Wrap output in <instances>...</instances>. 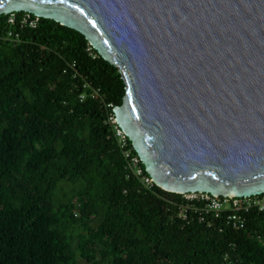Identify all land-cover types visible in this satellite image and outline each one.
Here are the masks:
<instances>
[{
  "label": "trees",
  "instance_id": "trees-1",
  "mask_svg": "<svg viewBox=\"0 0 264 264\" xmlns=\"http://www.w3.org/2000/svg\"><path fill=\"white\" fill-rule=\"evenodd\" d=\"M25 14L0 16L22 40L0 45V264H264V209L236 229L229 211L201 215L204 201L146 186L112 122L119 69L54 20L21 28Z\"/></svg>",
  "mask_w": 264,
  "mask_h": 264
},
{
  "label": "water",
  "instance_id": "water-1",
  "mask_svg": "<svg viewBox=\"0 0 264 264\" xmlns=\"http://www.w3.org/2000/svg\"><path fill=\"white\" fill-rule=\"evenodd\" d=\"M85 36L127 86L114 108L154 184L264 194V0H0Z\"/></svg>",
  "mask_w": 264,
  "mask_h": 264
},
{
  "label": "built area",
  "instance_id": "built-area-1",
  "mask_svg": "<svg viewBox=\"0 0 264 264\" xmlns=\"http://www.w3.org/2000/svg\"><path fill=\"white\" fill-rule=\"evenodd\" d=\"M8 22L10 25H15L17 23L16 13L9 14ZM39 22V17L33 18L31 14L26 13L22 19H20V27L24 28L26 26H30L32 28H36ZM13 42L20 43L21 37L19 33L14 32V30H10L6 34L0 33V45L2 42ZM72 68L76 67V63L70 64ZM87 88L93 90L91 96L93 98H101L103 97L99 90L93 89L89 84L85 85ZM88 97L87 93H83L81 95V100H86ZM112 122L116 124V135L119 138V142L122 148H126L128 145V137L124 134V132L117 125L115 116L112 117ZM126 158L129 159L130 167L134 170L135 174L142 179L144 184L148 187L153 185V181L151 177H147L143 174V169L139 166L140 158L131 157V151H125ZM206 198H203L205 202L204 207H197L193 205V208L196 211H200L201 215L205 213H214L216 216H220L223 212L229 211V215L227 216L228 222L236 229H243L246 227L247 220L244 216L241 215V212L246 209H250L251 207L258 206L261 210L264 209V197L259 198V196L245 199H236V198H224V197H213L207 194H203ZM198 199V198H193ZM202 199V198H201ZM204 220V217L201 218Z\"/></svg>",
  "mask_w": 264,
  "mask_h": 264
},
{
  "label": "rangeland",
  "instance_id": "rangeland-1",
  "mask_svg": "<svg viewBox=\"0 0 264 264\" xmlns=\"http://www.w3.org/2000/svg\"><path fill=\"white\" fill-rule=\"evenodd\" d=\"M188 200H193V198H198V199H200V200H203V198H206L203 194H186V195H184ZM202 198V199H201ZM263 201H264V199H263ZM99 246H102V245H99ZM98 259H100V258H98ZM80 264H88V263H86V262H81Z\"/></svg>",
  "mask_w": 264,
  "mask_h": 264
}]
</instances>
